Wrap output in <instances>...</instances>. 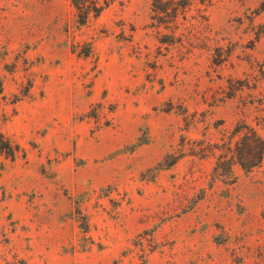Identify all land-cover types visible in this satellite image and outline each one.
<instances>
[{"label": "rangeland", "instance_id": "rangeland-1", "mask_svg": "<svg viewBox=\"0 0 264 264\" xmlns=\"http://www.w3.org/2000/svg\"><path fill=\"white\" fill-rule=\"evenodd\" d=\"M107 2L0 0V264H264V157L215 169L264 137V0Z\"/></svg>", "mask_w": 264, "mask_h": 264}, {"label": "trees", "instance_id": "trees-1", "mask_svg": "<svg viewBox=\"0 0 264 264\" xmlns=\"http://www.w3.org/2000/svg\"><path fill=\"white\" fill-rule=\"evenodd\" d=\"M201 3L205 0H199ZM169 6L165 0H153L152 6L158 15L159 22L165 24H178V16H186L190 10L193 0H175ZM70 4L74 9L75 22L78 25H85L91 17H97L101 11L107 6V0H70ZM71 52L79 56L88 57L93 55V47L91 43L85 44L83 47L79 42H74L71 45ZM232 95L238 90L229 81ZM260 123V120L258 121ZM257 123V124H259ZM261 126L264 129V117H261ZM223 145L225 149L219 154L217 158L216 171L222 168L224 162L229 161L231 173L233 175L232 167L238 164L244 171H250L257 167L264 157V137L260 135L257 129L249 124L244 119L237 122V126L224 140ZM0 149L9 155L15 154L16 145H12L8 139L0 142ZM222 150V149H221Z\"/></svg>", "mask_w": 264, "mask_h": 264}]
</instances>
